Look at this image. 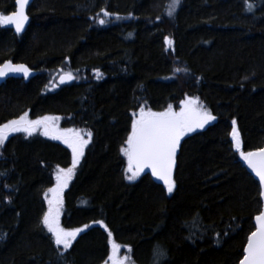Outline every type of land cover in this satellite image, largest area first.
<instances>
[{"label": "trees", "instance_id": "trees-1", "mask_svg": "<svg viewBox=\"0 0 264 264\" xmlns=\"http://www.w3.org/2000/svg\"><path fill=\"white\" fill-rule=\"evenodd\" d=\"M169 2L33 0L21 34L0 26V64L31 69L0 84V124L28 112L92 133L62 193L61 226L90 225L68 250L42 217L70 150L22 133L0 146V264H104L108 232L95 221L132 264L239 263L262 203L230 133L235 119L243 151L264 146V0H251L252 11L245 0H180L172 16ZM14 9L15 0H0V12ZM61 70L77 79L57 85ZM186 96L216 120L181 138L173 192L146 173L127 180L120 149L133 113L179 111ZM156 250L166 255L158 259Z\"/></svg>", "mask_w": 264, "mask_h": 264}, {"label": "snow or ice", "instance_id": "snow-or-ice-1", "mask_svg": "<svg viewBox=\"0 0 264 264\" xmlns=\"http://www.w3.org/2000/svg\"><path fill=\"white\" fill-rule=\"evenodd\" d=\"M30 0H15V10L9 14L0 12V26L13 25L16 33H20L29 17L26 8ZM180 0H170L167 6V14L172 16ZM245 6L248 11H252L254 4L251 0H245ZM104 16L109 13L101 9ZM119 19V17H117ZM98 23L103 25L105 19H99ZM167 45L172 44L169 37H165ZM176 71H180L177 69ZM31 69L24 64H14L11 60H6L0 64V77H5L10 73H22L28 77ZM99 78V70H96ZM77 79L71 71L61 70L59 83ZM52 87L56 84L50 82ZM131 132L129 133L125 144L120 151L127 158V168L125 169L126 179L129 181L136 180L144 170L150 169L153 177L162 181L167 192L171 194L175 188L173 179V169L176 164L177 149L180 145L181 138L195 129L204 128L206 124L215 121L216 117L200 101L198 97L186 96L181 100L179 111L173 110L172 105L161 112H153L150 109L145 110L143 106L139 109L138 116L133 113ZM61 118L53 115H43L36 119H30L29 113L24 112L18 118L8 120L0 124V146L13 133H24L31 136L37 131H42L44 136H51L53 139L62 140L68 148L71 149V166L62 168L57 166L55 172V185L47 191L51 197H45L48 203V210L42 217V224L51 233L56 245L63 246L68 250L73 246L79 233L88 229L90 225L85 224L82 228H65L61 226L60 215L63 208L62 193L68 187L81 157L84 155L85 146L88 145L92 138L90 131L79 129H60L58 121ZM231 140L234 149L239 153L249 169L259 178V197L264 199V147L254 151H243L240 133L237 129V122L232 120ZM87 137V139L85 138ZM255 229L247 237V243L243 248V256L239 264H264V207H261L259 213L255 215ZM94 223L104 227L108 232V243L110 253L104 264H125L130 257L121 258L118 256L119 245L113 240V234L108 231L107 225L103 221ZM130 251V249H129ZM157 258L166 255L163 250H156Z\"/></svg>", "mask_w": 264, "mask_h": 264}, {"label": "water", "instance_id": "water-1", "mask_svg": "<svg viewBox=\"0 0 264 264\" xmlns=\"http://www.w3.org/2000/svg\"><path fill=\"white\" fill-rule=\"evenodd\" d=\"M33 2V0H30V3H29V5L27 6V8H26V12H27V9H28V7L30 6V4ZM15 10V9H14ZM26 25H27V22H26V24H25V27H24V29L20 32V33H16L15 32V28H14V26L13 25H7L15 34H21L24 30H25V28H26ZM14 64H23V63H15V62H13ZM24 65H26V64H24ZM27 66V65H26ZM31 73V72H30ZM29 76H30V74H29ZM28 76V77H29ZM60 76V75H59ZM59 76H58V78L56 79V83H57V85H66V84H68V83H70L71 81H66L65 83H63V84H60L59 83ZM28 77H24V75L22 74V73H10V74H8L7 76H5V77H0V84H3L8 78H18V79H26V78H28ZM264 147V146H263ZM262 148V147H261ZM256 150V149H255ZM254 151V150H253ZM244 166H245V168H246V170L255 178V180L259 183V178L258 177H256L255 176V174L252 172V170L251 169H249L248 167H247V164L244 162ZM173 171H174V169H173ZM142 173H146V174H149V175H151L152 176V174H151V170L150 169H145L144 170V172H142ZM153 177V176H152ZM158 183H160V184H163V182L162 181H159V180H157V178H155V177H153ZM261 199V198H260ZM261 203H262V207H264V199H261ZM254 226H255V220H254ZM239 264V263H238Z\"/></svg>", "mask_w": 264, "mask_h": 264}, {"label": "rangeland", "instance_id": "rangeland-1", "mask_svg": "<svg viewBox=\"0 0 264 264\" xmlns=\"http://www.w3.org/2000/svg\"><path fill=\"white\" fill-rule=\"evenodd\" d=\"M57 77H58V76H57ZM51 87H52V84H51ZM146 111H147V110H146ZM175 111H176V110H175ZM135 114L138 116L139 111L136 112ZM34 119H36V118H34ZM61 123H62V119H60V120L58 121V127H59L60 129H66L65 127H63V126L61 125ZM69 128H72V129H79V130H84V131H89V130L84 129V128H76V127H69ZM22 134H24V133H22ZM36 134H39V135H41V136H43V137H48V138L53 139L51 136H44V135L42 134V131H37V132L33 133L31 136H34V135H36ZM24 135H25L26 137H31V136H27L26 134H24ZM85 138L87 139V137H85ZM230 139H231V135H230ZM53 140L58 141V142H61L63 145L67 146L65 143H63L62 140H57V139H53ZM67 147H68V146H67ZM86 147H87V145L85 146V149H86ZM68 149H69L70 152H71V149H70V148H68ZM85 149H84V152H85ZM238 156H239V153H238ZM71 157H72V154H71ZM81 158H82V157H81ZM239 158H240V156H239ZM80 160H81V159H80ZM240 160H241V158H240ZM241 161L244 162L243 160H241ZM47 197H51V193L48 192ZM45 228H46V227H45ZM46 229H47V228H46ZM60 246L63 247L62 245H60ZM127 254H128L127 249H125V247L120 246V247H119V251H118V256L121 257V258H124V257H128ZM125 264H132V263L130 262V260H127V261L125 262Z\"/></svg>", "mask_w": 264, "mask_h": 264}]
</instances>
